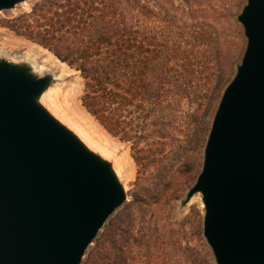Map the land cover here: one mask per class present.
<instances>
[{"label": "water", "instance_id": "obj_1", "mask_svg": "<svg viewBox=\"0 0 264 264\" xmlns=\"http://www.w3.org/2000/svg\"><path fill=\"white\" fill-rule=\"evenodd\" d=\"M237 22L244 51L181 204L200 194L214 264H264V0H246ZM51 82L0 57V264H81L126 202L111 163L40 104Z\"/></svg>", "mask_w": 264, "mask_h": 264}, {"label": "rangeland", "instance_id": "obj_2", "mask_svg": "<svg viewBox=\"0 0 264 264\" xmlns=\"http://www.w3.org/2000/svg\"><path fill=\"white\" fill-rule=\"evenodd\" d=\"M45 1L25 0L11 10L0 11V57L27 64L34 74L52 78L44 99L53 94L56 104L97 145L91 149L94 153L115 169V162H120L118 178L126 185V202L108 218L81 264H88L97 244L113 226L117 246L122 244L124 234L120 229L129 214L133 219L129 256L136 264H214L202 234L200 194L185 206L181 202L201 171L203 149L220 99H212L209 107L213 80L221 77L228 84L244 51L245 39L237 16L246 0H155L163 13L148 15L146 34L165 31L170 24L184 30L181 46L183 57L190 61L191 88L180 96L177 111L169 112L173 117H168L165 127L168 137L139 143L109 131L90 114L83 104L85 85L80 73L25 29L27 24L32 29L34 25L23 23V16ZM151 6L157 12L156 5ZM195 33L206 41L196 42L200 36ZM209 37L212 40H207ZM168 66L175 67L176 61ZM44 106L52 111L47 101ZM139 215L142 219L137 218Z\"/></svg>", "mask_w": 264, "mask_h": 264}, {"label": "trees", "instance_id": "obj_3", "mask_svg": "<svg viewBox=\"0 0 264 264\" xmlns=\"http://www.w3.org/2000/svg\"><path fill=\"white\" fill-rule=\"evenodd\" d=\"M162 11L155 0H48L22 20L34 25L32 29L26 23L25 28L34 40L80 73L88 112L109 131L139 143L168 137L169 112L177 111L180 96L191 88L190 61L181 46L184 30L170 24L165 31L146 34L148 15L160 16ZM195 36H200L198 43L206 41L199 33ZM172 61L175 67L168 66ZM214 80L209 107L227 84L221 77ZM130 215L120 229L122 244L117 246L113 226L88 264L137 263L129 256Z\"/></svg>", "mask_w": 264, "mask_h": 264}, {"label": "bare ground", "instance_id": "obj_4", "mask_svg": "<svg viewBox=\"0 0 264 264\" xmlns=\"http://www.w3.org/2000/svg\"><path fill=\"white\" fill-rule=\"evenodd\" d=\"M46 101L48 103V106H50L52 110L51 111L52 115L58 121L66 125V127H68L71 131H73L88 149L90 150L91 149L93 150V148L96 149L97 145L93 142V140L72 122V120L69 118L68 114L62 107L56 104L53 94L48 95L45 99L44 97H41L39 100L40 104H43ZM115 167L119 172L121 167L119 161L115 162ZM113 169L116 171V175H118L119 173L117 172V170L115 168ZM122 186H123L122 190L126 194V185L122 184Z\"/></svg>", "mask_w": 264, "mask_h": 264}]
</instances>
